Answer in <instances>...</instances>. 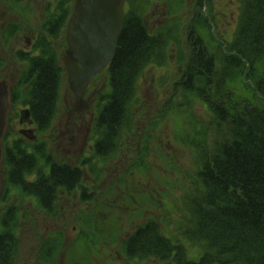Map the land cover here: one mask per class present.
<instances>
[{
	"label": "rangeland",
	"instance_id": "374dc122",
	"mask_svg": "<svg viewBox=\"0 0 264 264\" xmlns=\"http://www.w3.org/2000/svg\"><path fill=\"white\" fill-rule=\"evenodd\" d=\"M59 2L0 0V82L7 81L10 97L0 161V232L5 229L2 219L13 206L19 214L15 230L19 243L16 264H44L41 259L44 245L55 233H65L66 238L52 264H175L126 257L122 246L124 238L148 219L160 222L166 234L184 245L189 258H199L203 245L186 238L184 231L190 223L185 199L187 193H191V178L200 165L199 148L213 150L216 140L221 138L213 132L216 117L211 118L215 105L223 106L218 91L233 93L242 90V83L238 77L224 78L217 73L205 85L193 83L194 89L206 94L204 99L188 90L185 92L191 84L184 73L195 52L192 42L198 37L205 50L215 57L230 54L229 46L242 15L241 1H126V13L142 10L149 32L167 40L165 47L162 46L167 59L164 65L147 64L139 74L132 105L133 130L124 133L117 156L86 176L84 185L88 197L82 199L80 190L59 191L55 210L48 214L49 210L44 209L34 195L9 184L8 167L3 161L5 149L22 138L21 130L27 127L20 124L21 112L27 108L26 91L31 88V83L24 80L29 69L24 52L38 55L33 53V43L40 35L46 38L58 58L62 77L57 111L50 129L40 132L34 125L29 126L32 131L29 134L36 136L30 140L44 142L49 154L73 163L92 152L93 108L79 115H69L76 98L70 90L63 63L68 49L67 24L56 38L44 31V24ZM95 83L85 96L90 104L100 94L101 85L107 88L105 76L98 80L97 87Z\"/></svg>",
	"mask_w": 264,
	"mask_h": 264
},
{
	"label": "trees",
	"instance_id": "16d2710c",
	"mask_svg": "<svg viewBox=\"0 0 264 264\" xmlns=\"http://www.w3.org/2000/svg\"><path fill=\"white\" fill-rule=\"evenodd\" d=\"M240 1L242 15L229 46L230 54L215 57L205 50L198 37L192 42L195 52L184 73L191 84L185 92L204 99L206 94L194 89L193 83L205 85L216 73L224 78L238 77L242 83V90L218 91L223 106L215 105L211 118H217L213 132L221 138L212 151L199 146L200 165L191 178L192 194L188 192L185 199L190 218L184 230L186 238L203 245L201 254L197 259L189 258L184 245L166 234L160 222L148 219L124 238L123 252L130 260L264 264V0ZM73 4L74 0H60L44 24V31L51 37L64 31ZM149 31L142 10L126 13L115 58L90 86L96 82L97 87L98 80L105 76L107 88L101 85L100 94L91 103L95 113L94 144L88 157L78 163L59 160L46 151L44 142L31 141L24 135L5 149L3 162L8 167L9 184L34 195L49 210L48 214L55 210L59 191L80 190L82 199H86V176L117 156L124 133L133 130L136 80L147 64L164 65L167 59V40ZM35 52L38 55L24 52L25 60H29L24 80L31 83L26 102L34 125L45 132L56 115L62 66L42 35L33 43ZM209 85L213 88V83ZM7 210L2 219L5 229L0 232V264H16L19 243L15 230L19 214L13 206ZM65 238V233H55L46 241L41 255L44 264L53 263Z\"/></svg>",
	"mask_w": 264,
	"mask_h": 264
},
{
	"label": "water",
	"instance_id": "95a60500",
	"mask_svg": "<svg viewBox=\"0 0 264 264\" xmlns=\"http://www.w3.org/2000/svg\"><path fill=\"white\" fill-rule=\"evenodd\" d=\"M125 0H76L67 28L68 49L63 57L69 87L76 97L70 114L89 109L85 99L91 81L114 60L124 28ZM10 97L6 81L0 82V161ZM30 117L22 112V121Z\"/></svg>",
	"mask_w": 264,
	"mask_h": 264
}]
</instances>
